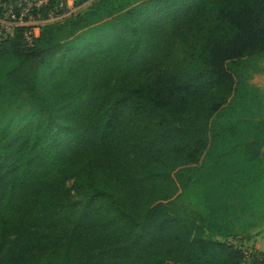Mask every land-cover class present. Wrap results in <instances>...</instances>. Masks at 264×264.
Masks as SVG:
<instances>
[{
	"label": "trees",
	"instance_id": "obj_1",
	"mask_svg": "<svg viewBox=\"0 0 264 264\" xmlns=\"http://www.w3.org/2000/svg\"><path fill=\"white\" fill-rule=\"evenodd\" d=\"M86 2L0 40V264H243L264 0Z\"/></svg>",
	"mask_w": 264,
	"mask_h": 264
},
{
	"label": "built area",
	"instance_id": "obj_2",
	"mask_svg": "<svg viewBox=\"0 0 264 264\" xmlns=\"http://www.w3.org/2000/svg\"><path fill=\"white\" fill-rule=\"evenodd\" d=\"M55 2V8L48 13L46 19L41 17L40 8L50 2ZM75 0H0V40L2 37L13 34L18 27L28 26L25 33L29 43L38 35L43 23L62 20L78 11L71 2ZM75 5V3H74ZM39 25V26H38ZM246 259L264 261V252L244 250Z\"/></svg>",
	"mask_w": 264,
	"mask_h": 264
},
{
	"label": "rangeland",
	"instance_id": "obj_3",
	"mask_svg": "<svg viewBox=\"0 0 264 264\" xmlns=\"http://www.w3.org/2000/svg\"><path fill=\"white\" fill-rule=\"evenodd\" d=\"M74 3L75 2L72 1L71 5L73 4L74 8L79 7L78 11L86 10L90 6L89 2L79 4L78 6L74 5ZM175 56H176V59H178L177 51H175ZM257 69L258 71L256 72L253 71L252 78L250 79V83L256 85L257 87H259L260 89L264 91V58L259 60ZM252 148H254L257 151V158L264 161V141L260 143L255 142L252 145ZM67 187L70 189L72 200L75 202H80L82 199V196L78 194L76 190L73 188V181H68ZM190 194H191L192 201H193V203L190 202L192 206L197 207V206L205 205L206 194H205L204 186L202 184L196 183L192 187ZM237 197L238 196L236 195V198ZM252 202H253L252 204L253 212H258L259 214L264 213V179H263L262 184L256 189L255 198L252 200ZM242 219L240 220L241 222H243ZM239 222L237 223L235 227V233H237V235L239 236H242V233H241L242 225H241V222L240 223ZM3 264H8V263H3Z\"/></svg>",
	"mask_w": 264,
	"mask_h": 264
},
{
	"label": "crops",
	"instance_id": "obj_4",
	"mask_svg": "<svg viewBox=\"0 0 264 264\" xmlns=\"http://www.w3.org/2000/svg\"><path fill=\"white\" fill-rule=\"evenodd\" d=\"M242 221V236L236 235L235 237H231V241L245 250L264 252V213L259 214L258 212H253V208H251L243 217ZM243 264L257 263H254V261L250 259H246Z\"/></svg>",
	"mask_w": 264,
	"mask_h": 264
}]
</instances>
